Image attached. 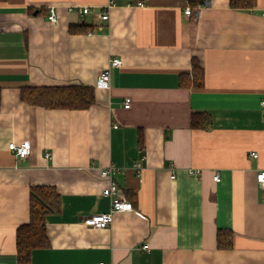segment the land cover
Here are the masks:
<instances>
[{"label":"crops","instance_id":"0c3cea01","mask_svg":"<svg viewBox=\"0 0 264 264\" xmlns=\"http://www.w3.org/2000/svg\"><path fill=\"white\" fill-rule=\"evenodd\" d=\"M109 1L0 0V264H18L33 185L55 186L62 205L30 264H264V0H115L102 19ZM113 56L122 64L110 68V87L96 86ZM69 84L92 86L94 103L48 108L21 97L25 85ZM193 112L212 122L192 126ZM24 140L31 152L19 157L9 142ZM111 164L135 208L91 226L87 216L111 207L101 174Z\"/></svg>","mask_w":264,"mask_h":264},{"label":"trees","instance_id":"16d2710c","mask_svg":"<svg viewBox=\"0 0 264 264\" xmlns=\"http://www.w3.org/2000/svg\"><path fill=\"white\" fill-rule=\"evenodd\" d=\"M206 4L208 0H200ZM253 0H230V5L235 8H249ZM193 82L197 85L203 83L204 69L199 59H193ZM184 84L191 80L182 74ZM21 97L24 101L42 105L48 108H77L85 109L95 101L94 88L83 84H69L59 86H31L21 87ZM212 122L210 113L193 112L191 125L206 127ZM61 195L55 186L33 185L30 191L29 219L17 228V259L18 264H30L32 251L35 248L49 245L46 229V217L49 213L61 209ZM220 247H230L231 241L225 242L221 232L218 236Z\"/></svg>","mask_w":264,"mask_h":264},{"label":"built area","instance_id":"2783aa9c","mask_svg":"<svg viewBox=\"0 0 264 264\" xmlns=\"http://www.w3.org/2000/svg\"><path fill=\"white\" fill-rule=\"evenodd\" d=\"M115 4V0H110L109 3L104 7V9L100 12L99 17L102 19H108L109 18V8ZM137 4L143 5V1H139ZM72 8V7H71ZM81 13H87L90 11L88 6H83L81 9H79ZM192 11L191 7L185 8L184 12L186 14H190ZM48 19L52 22L58 21V14H57V8L55 5H51L49 7V13H48ZM122 64V59L119 56H113L110 58L109 66L105 69L100 70L97 80H96V86L102 87V88H109L111 85V67H117ZM262 103L264 104V100H262ZM131 104V98L126 97L125 99V107H129ZM31 142L30 140H24L20 143H17L15 141L9 142V148L12 149L15 154L19 157H25L31 152ZM50 155V152H47V156ZM251 155L254 157H257L259 153L257 151L251 152ZM145 159V156H142L139 160H137L134 163V168L138 172V174L141 176V172L143 169V161ZM170 169L172 170L171 177L175 178L176 173L174 170L173 164H170ZM120 168L114 164L105 166L101 168V174L104 178L107 179L106 185L102 189V193L106 196H109L111 198V207L108 211L95 213L92 215L87 216L84 220L87 224L91 226H96L100 228H104L108 225H110L113 222L114 213L115 211H125V210H132L134 209V205L132 201L126 199L123 197V195L120 192V185L118 184L117 180L115 179V175L119 172ZM189 173L192 175L197 176L200 173L199 169L190 168ZM257 181L264 185V168L260 169L256 174ZM214 179L216 181H219L221 179L220 175L216 173L214 175ZM149 243L145 242L143 244V248H148ZM102 264V263H101Z\"/></svg>","mask_w":264,"mask_h":264}]
</instances>
